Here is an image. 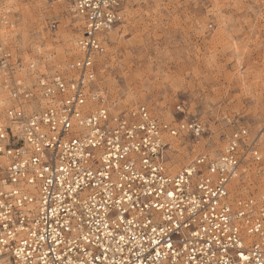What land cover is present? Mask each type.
Masks as SVG:
<instances>
[{
  "label": "built area",
  "instance_id": "obj_1",
  "mask_svg": "<svg viewBox=\"0 0 264 264\" xmlns=\"http://www.w3.org/2000/svg\"><path fill=\"white\" fill-rule=\"evenodd\" d=\"M67 1L81 26L62 63L48 62L45 71L28 65L27 84L21 61L0 45L11 101L0 122V259L264 264L258 139L236 126L215 158L199 155L169 173L168 139H196L202 124L162 123L145 106L109 112L98 73L122 0ZM12 16L5 9L0 24L13 28Z\"/></svg>",
  "mask_w": 264,
  "mask_h": 264
},
{
  "label": "rangeland",
  "instance_id": "obj_2",
  "mask_svg": "<svg viewBox=\"0 0 264 264\" xmlns=\"http://www.w3.org/2000/svg\"><path fill=\"white\" fill-rule=\"evenodd\" d=\"M67 2L0 0V17L9 7L14 22L11 29L0 24V45L21 61L22 79L29 64L44 71L49 61L72 55L80 27ZM109 41L98 73L109 112L145 106L159 122L204 128L196 139H168L171 174L199 155L215 158L239 125L258 139L264 160V0H122L121 23ZM4 87L0 79V93L9 94Z\"/></svg>",
  "mask_w": 264,
  "mask_h": 264
},
{
  "label": "bare ground",
  "instance_id": "obj_3",
  "mask_svg": "<svg viewBox=\"0 0 264 264\" xmlns=\"http://www.w3.org/2000/svg\"><path fill=\"white\" fill-rule=\"evenodd\" d=\"M4 1V0H3ZM65 1V0H64ZM59 3H61V2H63V0H59L58 1ZM68 3V2H67ZM6 6H12L13 4H14V0H5V3H4ZM5 9V8H4ZM8 9H9V7H8ZM72 12V11H71ZM72 18L73 19H75V26L74 27H80V21L78 20V18L72 13ZM71 18V19H72ZM65 19V18H64ZM71 21V20H70ZM74 23V22H73ZM1 30V29H0ZM2 31V30H1ZM113 32V31H112ZM111 34V33H110ZM109 34V35H110ZM7 36V35H6ZM112 36V35H111ZM66 37V36H65ZM71 37V36H70ZM78 37H79V34H78ZM77 37V38H78ZM76 38V39H77ZM108 38H109V36H108ZM67 40V39H66ZM111 40V39H110ZM69 42V41H68ZM110 42V41H109ZM73 43H75V40L73 41ZM73 43H72V45H73ZM59 46V45H58ZM63 46V45H62ZM65 46V45H64ZM64 49V48H63ZM73 49V48H72ZM30 50V49H29ZM66 50H68L69 52H68V54H70L71 55V52H72V50H71V46H70V44L68 45V47H67V49ZM63 51V50H62ZM62 53V52H61ZM43 54V53H42ZM64 54V53H63ZM67 54V55H68ZM59 55H61L60 53H59ZM66 55V54H65ZM47 58V57H46ZM60 58H63V56L61 55L60 56ZM103 58V57H102ZM29 60V59H28ZM27 60V61H28ZM45 60V59H44ZM35 61V60H34ZM49 61V60H48ZM36 62H38V61H36ZM41 62V61H40ZM49 62H51V61H49ZM29 64V63H28ZM29 65H31V64H29ZM42 66H44L43 64H42ZM44 69V68H43ZM45 71V70H44ZM21 75V74H20ZM28 77H30L29 75H26L25 76V78H26V80H28L29 78ZM20 78V77H19ZM3 89V88H2ZM4 89H7V87H4ZM11 101H9V94H7V92H6V90H4V92H2V93H0V122H2L3 121V119L5 120V117H4V111H5V109L7 108V107H9L11 104ZM112 111V110H111ZM2 119V120H1ZM173 139V138H172ZM177 147V146H176ZM260 151V150H259ZM261 153V152H260ZM5 162V160L3 159V158H0V166L3 164ZM176 170V169H175ZM170 173V172H169ZM174 173V172H173ZM0 264H8V263H6V261H4L3 259H0Z\"/></svg>",
  "mask_w": 264,
  "mask_h": 264
}]
</instances>
